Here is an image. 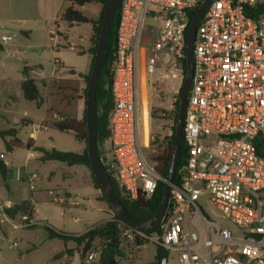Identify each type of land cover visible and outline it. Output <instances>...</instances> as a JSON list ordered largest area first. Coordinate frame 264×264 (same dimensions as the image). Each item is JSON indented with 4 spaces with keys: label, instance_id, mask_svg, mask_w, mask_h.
I'll use <instances>...</instances> for the list:
<instances>
[{
    "label": "built area",
    "instance_id": "built-area-1",
    "mask_svg": "<svg viewBox=\"0 0 264 264\" xmlns=\"http://www.w3.org/2000/svg\"><path fill=\"white\" fill-rule=\"evenodd\" d=\"M204 1H122L111 78V151L101 152L100 161L131 200L151 199L162 180L144 153L150 144V117L138 74L139 55L145 87L147 77L157 70H179L186 58L190 15ZM263 3L212 0L197 29L183 129L188 157L181 170L182 184L172 187L173 208L161 225L162 234L137 231L140 238L175 253L178 264H264V13L258 18L251 14ZM148 21L159 30L143 44ZM40 128L34 126L35 131ZM36 178L35 174L28 178L31 189ZM204 193L242 231L240 235L210 220L198 204ZM11 206L0 197V216L14 227L33 225L26 216L16 224L6 213ZM4 239L0 228V245ZM18 247L17 242L9 245ZM98 254H89L82 264H96ZM160 264H168V257Z\"/></svg>",
    "mask_w": 264,
    "mask_h": 264
},
{
    "label": "rangeland",
    "instance_id": "rangeland-1",
    "mask_svg": "<svg viewBox=\"0 0 264 264\" xmlns=\"http://www.w3.org/2000/svg\"><path fill=\"white\" fill-rule=\"evenodd\" d=\"M11 18L14 24L6 33L11 41L0 43L4 51L0 52V130L15 127L20 120L32 121L33 125H42L45 106L27 101L23 96L22 82L24 66L33 70V78L41 93V102L53 105L58 112L73 111V116L83 118L85 110V80L79 74H87L91 68L90 50L94 47L92 37L93 24L78 23L69 25L62 18L69 7V0H10ZM102 4L94 3L77 9L86 17L96 22L99 20ZM159 26L147 22L142 43H149L157 34ZM27 33V34H26ZM143 55H139L138 74L141 89L146 88L149 117L150 144L144 149L145 155L158 153L160 144L171 137L174 125L175 102L179 99L183 83L182 69L170 68L157 70L154 76L147 77L143 85ZM52 79L74 81L78 85L75 98L69 103L63 92L58 97H50L49 84ZM143 96V93H142ZM44 103V104H45ZM45 104V105H46ZM57 115L56 119L60 116ZM38 145L46 151L53 149L62 152L83 153L87 144L79 142L72 134L56 130L39 129ZM141 143L142 134H141ZM8 150L5 141L0 138V158L9 169L7 181L0 173V197L9 200L13 205L29 200L34 205L33 227H14L2 216L1 227L5 235L0 245V264H82L83 245L75 241H64L50 238L44 225L50 226L59 233L83 235L90 229L100 226L113 218V210L108 202L101 200V192L94 187L92 173L85 165H70L67 162L46 161L43 152H35V157L26 160L27 150L24 146L14 145ZM100 153L109 155L111 143L100 144ZM152 164L155 163L152 161ZM37 178L30 188L29 177ZM201 209L210 220L220 227L229 229L234 235L242 231L225 219L211 204L210 196L204 193L199 202ZM188 213L187 220L190 222ZM20 224L21 216L13 219ZM198 225L201 223L198 221ZM195 231L196 229L192 227ZM17 242L18 248L10 249L9 245ZM145 245V246H144ZM138 248L135 235L127 234L124 243V264H155L157 245L150 242ZM98 239L93 242L91 253L98 252ZM99 253V252H98ZM168 264H178L175 253L167 254ZM99 254L96 257V263Z\"/></svg>",
    "mask_w": 264,
    "mask_h": 264
},
{
    "label": "trees",
    "instance_id": "trees-1",
    "mask_svg": "<svg viewBox=\"0 0 264 264\" xmlns=\"http://www.w3.org/2000/svg\"><path fill=\"white\" fill-rule=\"evenodd\" d=\"M109 0H69V7L64 12L62 18L69 25L78 24V23H88L93 24L94 34L92 37V42L94 47L90 50L92 56L91 68L87 74H79L82 79L85 80V89H84V103L85 110L83 111V118L78 119L76 116H73V111H66V115L63 112H58L53 105H50L49 102L45 105L41 102V93L36 81L30 77V72L33 70L28 66H24L23 74L25 79L22 82V91L23 96L27 101L36 102L38 106H45V116L43 121V126L48 130H56L62 133L72 134L79 142H85L87 146L85 147L83 153H74V152H62L53 149L52 151H46L45 149H39V151L44 153L43 159L46 161H60L67 162L70 165H85L87 166L91 173L94 182V187L97 190H100L101 196L100 199L108 202L107 197L103 194L102 188L95 178V175L92 171L89 157H88V138H87V125L85 121V111H86V97L89 86V80L92 72V67L95 59V54L97 50L98 39L104 20L105 10ZM123 0H118L114 19L112 22L107 47L105 51V56L101 68V73L98 80L97 94H96V114H95V125H96V139H97V154L99 159L101 158V153L99 151L100 144L107 142L109 139V130H108V119L109 114L112 109V96H111V78H112V68L114 61V51L116 43V33L120 17V9ZM94 3L102 4L103 8L101 15L98 21L94 22L88 17L84 16L77 7H83L86 5H91ZM197 9H195L190 15V23L193 20ZM261 13H264V3L258 6L257 9L251 12L256 18L259 17ZM27 34V33H26ZM4 51L3 45L0 43V52ZM186 58L181 60L180 67L182 69L183 76L186 72ZM50 97H58L69 91V94H66L67 103L70 102L72 98H75V93L78 91V85L74 81H61L57 79H52L50 84ZM62 91V92H61ZM179 97V96H178ZM60 116L59 119H56L57 115ZM178 115V100L175 102V113H174V125L173 133L171 137L166 138L162 144H160V151L153 156L151 160L155 163L156 170L160 175L161 179L158 184V189L154 196L151 199H145L139 197L135 200H131L126 193L119 187L117 182L110 176L109 178L113 182L116 194L123 203L126 212L139 222H145L150 220L157 212L163 193L164 181L167 177V172L169 164L172 158L173 149L175 146V129ZM151 118H154V112L150 114ZM33 125L31 122L23 119L20 123L15 125V127L0 130V138L5 141V145L8 150L11 149L14 145H20V140L17 138L19 134L20 127ZM10 139L11 141H8ZM188 154L185 142L182 143L181 154L179 158V164L177 168L176 178L174 180V185L180 187L182 184L183 173L181 170L186 164ZM105 169V168H104ZM0 173L5 181H7V176L9 169L5 165L4 161L0 158ZM111 207V205H110ZM112 209V207H111ZM113 210V209H112ZM34 205L32 201L26 200L20 204L13 205L6 210L7 215L11 219H15L16 216H26L29 221H32L34 215ZM30 226L29 228H32ZM0 228L1 224H0ZM44 228L49 234L50 238H60L66 242L75 241L79 246L83 244V253L81 254V260L84 261L93 249L94 240L98 239L100 241V246L96 249L99 252V260L96 264H124V243L127 240V234L135 235V243L138 247L143 246L144 244L149 243L148 240L140 238L137 235V229L127 225L122 222L118 216L113 212V218L109 221L104 222L100 226L90 229L87 233L83 235H68L59 233L56 230L52 229L50 226L44 225ZM144 235L150 236L154 233L162 234L161 226H158L154 230L143 232ZM168 252H166L162 247L157 245V255L155 264H160L161 260L167 257Z\"/></svg>",
    "mask_w": 264,
    "mask_h": 264
},
{
    "label": "water",
    "instance_id": "water-1",
    "mask_svg": "<svg viewBox=\"0 0 264 264\" xmlns=\"http://www.w3.org/2000/svg\"><path fill=\"white\" fill-rule=\"evenodd\" d=\"M211 2L212 0H205L197 8L195 16L191 21L188 29L186 46L187 66L178 99V115L175 129V146L169 164L167 177L164 181L163 193L159 208L156 214L150 220H147L145 222H139L135 220L126 212L123 203L116 194L113 182L104 170V167L102 166V163L97 154V139L95 125L97 86L118 0H109L105 10L104 20L98 39L97 50L95 54L86 97L85 121L87 125L88 157L95 178L99 182L103 194L107 197L115 215L118 216L122 222L143 232L151 231L157 228L158 226L164 225L167 222L173 208V203L170 198L181 154L187 99L194 75L195 39L201 19Z\"/></svg>",
    "mask_w": 264,
    "mask_h": 264
},
{
    "label": "crops",
    "instance_id": "crops-1",
    "mask_svg": "<svg viewBox=\"0 0 264 264\" xmlns=\"http://www.w3.org/2000/svg\"><path fill=\"white\" fill-rule=\"evenodd\" d=\"M11 16L12 15H11V2H10V0H0V38L2 36H10L6 33V31H9L8 30L9 22H11L10 27H12L14 25L12 23L13 18H11ZM4 43H6V42H4ZM22 120H20L19 123ZM43 121H44V118L41 122L42 125L40 127L46 129L43 126ZM27 122L32 123V121H30V120H27ZM34 126L35 125H27V126H23V127L18 128L19 134H18L17 138L20 140L21 145L24 146L28 152L27 157H26L27 161H29L30 159H33L35 157V152H41V151H39L40 148L44 149L40 145H38V143H37L39 140V133H38L39 130L35 131ZM8 141H11V140L8 139ZM10 150H12V149H10ZM4 163L7 166L5 161H4ZM32 224H33V222H32ZM144 246H141L138 248H142Z\"/></svg>",
    "mask_w": 264,
    "mask_h": 264
},
{
    "label": "bare ground",
    "instance_id": "bare-ground-1",
    "mask_svg": "<svg viewBox=\"0 0 264 264\" xmlns=\"http://www.w3.org/2000/svg\"><path fill=\"white\" fill-rule=\"evenodd\" d=\"M144 104H145V107H147V98L146 96L144 97ZM148 114H147V111L145 113V122H146V126L148 125ZM148 129H149V126H148Z\"/></svg>",
    "mask_w": 264,
    "mask_h": 264
}]
</instances>
